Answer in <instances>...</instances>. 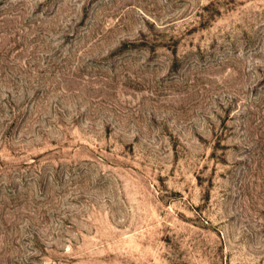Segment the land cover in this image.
<instances>
[{
	"label": "rangeland",
	"instance_id": "obj_1",
	"mask_svg": "<svg viewBox=\"0 0 264 264\" xmlns=\"http://www.w3.org/2000/svg\"><path fill=\"white\" fill-rule=\"evenodd\" d=\"M0 264H264V0H0Z\"/></svg>",
	"mask_w": 264,
	"mask_h": 264
}]
</instances>
